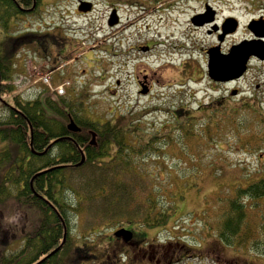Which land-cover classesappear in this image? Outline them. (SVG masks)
Returning <instances> with one entry per match:
<instances>
[{"label":"rangeland","instance_id":"374dc122","mask_svg":"<svg viewBox=\"0 0 264 264\" xmlns=\"http://www.w3.org/2000/svg\"><path fill=\"white\" fill-rule=\"evenodd\" d=\"M207 4L218 9L219 23L234 13L244 25L249 18L244 6L261 8L264 0H42L11 33L0 29V53L14 47L11 77L1 78L0 89L12 88L24 101L37 98L43 90L58 91L88 105L84 112L78 111L86 118L132 126L146 134L143 140L167 134L159 143H166L165 149L159 156H145L143 170L148 174L150 170L158 184L181 188L183 196L177 199L176 213L167 225L147 228L150 241L180 251L178 242L193 247L188 257L172 264H264V255L219 244L216 230L205 225L217 226L220 200L237 183L264 175V63L251 61L242 79L216 81L208 75L206 51L217 39L209 34V25L196 27L192 22ZM114 9L119 23L109 25ZM18 36H26V42L15 45L18 39L13 37ZM243 36L241 26L223 48L244 44L239 43ZM252 44L254 51L262 46ZM141 84L150 86L148 94L141 92ZM231 111L237 119L220 123L219 145L197 135L184 146L173 132L187 116L202 122L210 115L225 118ZM238 126L244 133L237 139L229 129ZM251 135L262 137L256 148L255 143L247 145ZM136 136L135 132L132 142H138ZM7 206L5 220L16 225L19 236L14 241L16 235L10 236L4 252L11 254L21 248L23 229L32 224L36 212ZM90 225L84 213L70 219L71 250L89 244L101 251L112 242L120 224ZM67 254L61 253L65 262Z\"/></svg>","mask_w":264,"mask_h":264},{"label":"trees","instance_id":"16d2710c","mask_svg":"<svg viewBox=\"0 0 264 264\" xmlns=\"http://www.w3.org/2000/svg\"><path fill=\"white\" fill-rule=\"evenodd\" d=\"M41 2L0 0V29L5 34L11 33L23 16L35 12ZM13 38L18 39L15 45L26 42V36ZM13 52L12 46L9 51L0 53L2 80L11 77ZM4 94H9L7 99L2 97ZM0 96V264H35L57 248L63 239L64 225L56 210L67 228L70 219L82 213L91 222L90 226H104L110 222L113 226L139 224L155 228L169 223L176 213L177 199L183 196L182 189L158 184L151 178L150 170L149 174L146 171L149 178L146 180L143 170L145 156H159L165 149L166 143L160 146L159 143L167 134L143 140L146 134H140L132 126L86 118L78 111L84 112L82 108L88 105L57 91L43 90L37 98L26 101L12 88L0 89ZM253 113L257 117L256 111ZM225 115V118L210 115V120L202 122L197 116H187L182 126L175 127L173 132L178 133L184 146L186 140L197 135L219 145L218 137L223 134L220 123L226 118L237 119L238 114L231 111ZM70 116L80 125L79 132L67 128ZM229 130L237 139L244 133L239 126ZM135 132L134 139L138 142H132ZM93 133L96 144L91 143ZM68 134H72V140L61 139L44 154L36 153L43 152L56 138ZM261 139L251 135L247 145L255 143L256 148ZM81 150L85 153V162L76 166L81 160ZM43 169L48 170L33 179V190L31 179ZM227 194L220 200L217 226L208 222L205 225L216 230L219 244L264 255V203L261 202L264 200V175L237 183ZM11 204L24 208L23 213L32 208L36 215L32 224L22 228L26 233L20 241L21 248L7 254L4 251L10 244L11 234L16 235L13 241L19 237L16 225H9L5 220L7 205ZM70 242L68 235L63 249L39 264H65L61 253L69 251Z\"/></svg>","mask_w":264,"mask_h":264},{"label":"flooded vegetation","instance_id":"af4514ba","mask_svg":"<svg viewBox=\"0 0 264 264\" xmlns=\"http://www.w3.org/2000/svg\"><path fill=\"white\" fill-rule=\"evenodd\" d=\"M252 4V3H251ZM209 5L204 6V10L197 15H202L200 17L201 20L205 21L211 17L214 20L205 21L203 24H194L196 27L207 26L209 25L211 29H209V34H213L214 38L217 39L216 44L210 45L209 49L215 46H220V50L222 53H227L230 51V48H223L227 39L233 36L239 28L242 26L244 29V36L241 38L239 43L244 42H260L258 40H263L264 37H259L256 35L255 30L264 29V7L253 8L244 6L243 10L245 15H249V18L246 20L245 24L242 25L241 19L234 13H229L226 15V18L222 20L220 23L218 22L219 11L216 7L211 5V8L207 9ZM261 10V11H260ZM193 18V17H192ZM233 18V19H230ZM228 19V20H227ZM233 22L236 25L234 31H230L228 24L225 22ZM193 22V21H192ZM223 40H221L222 35ZM238 44V43H237ZM235 45V44H232ZM250 45V44H249ZM255 44H252V49L254 50ZM208 49V50H209ZM208 50L206 51L208 54ZM256 54V51H253ZM253 60H260L261 63H264V60L259 59L257 56L252 55L249 58L248 68L250 62ZM248 72V71H247ZM245 74L239 78L242 79ZM147 85L148 82L146 81ZM150 87V86H148ZM253 95V94H252ZM73 138L72 134H68ZM70 140V139H69ZM125 227L127 229H131L133 232L132 239L126 240L124 236H115L111 243L103 246L101 251H94L95 246L86 244V246H77L71 250V247L68 251V262H63L65 264H127L131 261H135L136 264H147L148 262H152L154 264H172L173 262L179 260L180 258H186L187 252L191 251L193 247L188 245H183L181 243H176L182 245V250L174 246L171 249L167 248H159L155 246V243L151 242V238L148 235L147 227L141 226L139 224H133L132 226H128L127 224L121 225L116 229ZM149 229V227H148ZM99 249V248H98ZM179 252V253H178ZM178 253V254H177ZM233 262V261H231Z\"/></svg>","mask_w":264,"mask_h":264},{"label":"water","instance_id":"95a60500","mask_svg":"<svg viewBox=\"0 0 264 264\" xmlns=\"http://www.w3.org/2000/svg\"><path fill=\"white\" fill-rule=\"evenodd\" d=\"M82 7H80L79 9H81ZM90 8V7H89ZM84 9H87L84 6ZM209 9V7L207 8ZM202 15H197L193 17V22L195 24H203L205 21H212L214 20L213 17L203 21L200 19ZM232 19V18H231ZM119 22V15L117 13V10L114 9L111 13V17L109 19V25H114L117 24ZM230 28V31H234L236 28V25L233 24V22H226ZM256 35L258 36H262L264 37V29L261 30H255ZM224 34L221 37V40H223ZM262 42V46L259 48V50L256 51V54H258V56H260V58L264 59V41L260 40ZM250 42L242 44L240 46H233L231 51L227 54H224L221 52L220 50V46H215L212 47L208 50V54H209V59H208V74L209 76L216 81H229V80H233L236 78L241 77L244 72L247 69V63L249 60V56L251 54H255L253 51L251 50L253 47L249 46ZM255 54V55H256ZM0 80H1V76H0ZM142 90L141 92L143 94L148 93V88L142 84ZM68 129L71 132H78L80 131V127L78 126V124L74 121L73 118L70 119L68 125H67ZM31 135H32V127H31ZM71 139L70 137H59L56 138L43 152H37L39 154H44L45 152H47V150L56 142L60 141L61 139ZM94 139H95V133H93V140L92 143H94ZM32 140V137H31ZM32 144V141H31ZM85 162V153L81 150V160L76 164V166H80ZM48 169L39 171L38 173H36L32 179H31V186L32 189L34 190V186H33V179L46 172ZM53 205V204H52ZM54 206V205H53ZM55 207V206H54ZM56 212L58 213V211L56 210ZM59 214V213H58ZM62 223L65 227V232H64V236H63V240L61 242V244L55 248L54 250L50 251L48 254L45 255V257H43L40 261H38L35 264H39L40 262H42L43 260H46L47 258H49L50 256L54 255L56 252H58L63 245L65 244L66 241V237H67V227L65 225V221L63 220V218L61 217V215L59 214ZM115 235L117 236H124V238L126 240H130L132 238L133 232L131 230H127L125 228H121L119 230H117L115 232Z\"/></svg>","mask_w":264,"mask_h":264}]
</instances>
